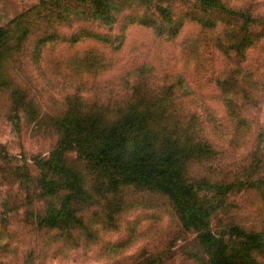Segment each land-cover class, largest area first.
Wrapping results in <instances>:
<instances>
[{"label":"rangeland","instance_id":"374dc122","mask_svg":"<svg viewBox=\"0 0 264 264\" xmlns=\"http://www.w3.org/2000/svg\"><path fill=\"white\" fill-rule=\"evenodd\" d=\"M143 1L126 3L111 26L92 19L53 20L60 0H20V9L0 18V27L11 28V46L22 26L32 31L21 52L5 54L0 68V264H136L146 257L151 264H196L205 259L195 231L179 226L165 195L130 184L107 188L74 151L64 152L61 160L82 181L85 195L75 214L80 221L63 229L37 226L48 205L58 207L64 194L43 195L36 186L35 161L54 151L60 136L55 121L69 111L113 120L139 95L160 92L163 82L176 79L188 92L170 101L166 119L187 120L196 113L195 130L211 148L187 161L186 179L233 183L215 196L221 205L211 215V229L235 223L264 230V0H218L225 11L211 12L215 25L184 21L170 39L136 24L120 31L124 15L152 10L159 0ZM161 2L174 14L199 4ZM82 28L110 40L121 33V43L54 39L35 58L34 43L43 31L56 30L67 40ZM177 90L174 94L182 93ZM178 107L180 113L171 112ZM152 119L161 133V120ZM257 260L264 264V257Z\"/></svg>","mask_w":264,"mask_h":264},{"label":"trees","instance_id":"16d2710c","mask_svg":"<svg viewBox=\"0 0 264 264\" xmlns=\"http://www.w3.org/2000/svg\"><path fill=\"white\" fill-rule=\"evenodd\" d=\"M60 1L62 7L56 10L53 20L92 19L98 20L103 26H111L131 0ZM161 1H157L152 10L147 7L141 14L132 11L124 15L120 31L127 25L136 24L148 29L155 37L170 39L176 36L184 21L193 20L201 27L209 28L215 25V21L210 18L211 12L225 11L218 0H197L198 9L192 7L189 11L174 14L169 5H163ZM147 2L144 0L143 4ZM45 3L42 1L40 4ZM26 14H29L28 11ZM29 29V26H22L11 46L8 42L11 28L0 27V68L3 60L6 61L5 54L10 56L12 53V56L21 52L24 36L27 32L32 33ZM120 34L110 40L108 36L82 28L66 40L56 30L43 31L35 40L33 52L35 58L38 57L41 46L54 39L73 44L88 37L103 43L115 41L118 46L122 40ZM177 89L182 95L179 92L174 94ZM159 90L150 92V96L139 95L113 120H104L96 114L69 111L55 121L60 136L55 150L35 161L39 170L36 186L43 195L64 194L58 207L48 205L37 226L63 229L80 221L75 214L81 208L80 198L83 199L85 195L82 181L77 172L61 160L64 152L74 151L76 159L98 173L107 188L130 184L165 195L179 226L196 233L197 244L205 255V259H199L196 264H261L257 258L264 257V230H245L242 225L235 223H229L221 230L211 229V215L221 205L215 196L229 191L233 183L209 184L203 179L194 182L186 179L187 161L211 153L210 145L195 130L194 124L198 121L196 113L189 114L187 120L166 119L165 114L172 107L170 101L176 95L181 100L188 89L183 87L181 80L176 79L174 82H163ZM181 111L179 107L171 110L176 113ZM153 116L161 120V133L155 127ZM151 263L146 257L136 264Z\"/></svg>","mask_w":264,"mask_h":264},{"label":"crops","instance_id":"0c3cea01","mask_svg":"<svg viewBox=\"0 0 264 264\" xmlns=\"http://www.w3.org/2000/svg\"><path fill=\"white\" fill-rule=\"evenodd\" d=\"M23 4L20 0H0V18L5 15V12L15 11L20 9Z\"/></svg>","mask_w":264,"mask_h":264}]
</instances>
